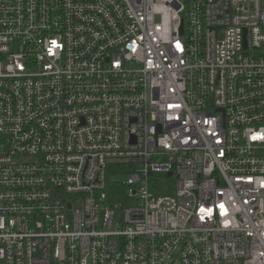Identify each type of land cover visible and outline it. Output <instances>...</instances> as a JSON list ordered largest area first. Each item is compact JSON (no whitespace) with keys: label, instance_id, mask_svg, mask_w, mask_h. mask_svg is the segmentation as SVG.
I'll list each match as a JSON object with an SVG mask.
<instances>
[{"label":"built area","instance_id":"obj_1","mask_svg":"<svg viewBox=\"0 0 264 264\" xmlns=\"http://www.w3.org/2000/svg\"><path fill=\"white\" fill-rule=\"evenodd\" d=\"M0 264H264V0H0Z\"/></svg>","mask_w":264,"mask_h":264},{"label":"rangeland","instance_id":"obj_2","mask_svg":"<svg viewBox=\"0 0 264 264\" xmlns=\"http://www.w3.org/2000/svg\"><path fill=\"white\" fill-rule=\"evenodd\" d=\"M126 179H127V176L126 175H123V176L112 175L111 176V180H113V181L124 182ZM171 182L173 183L174 180H172V181H169L168 180L165 183H168L169 184ZM75 206L77 207L78 206V203H76Z\"/></svg>","mask_w":264,"mask_h":264},{"label":"trees","instance_id":"obj_3","mask_svg":"<svg viewBox=\"0 0 264 264\" xmlns=\"http://www.w3.org/2000/svg\"><path fill=\"white\" fill-rule=\"evenodd\" d=\"M120 185H117V184H113V185H109V187H108V193H109V195H110V197L112 198L113 197V195L115 194V190H117L116 192H118L119 191V187ZM118 198H116V200H117Z\"/></svg>","mask_w":264,"mask_h":264},{"label":"snow or ice","instance_id":"obj_4","mask_svg":"<svg viewBox=\"0 0 264 264\" xmlns=\"http://www.w3.org/2000/svg\"><path fill=\"white\" fill-rule=\"evenodd\" d=\"M56 42L55 41H53V44H55ZM254 138H259V137H254ZM221 207H223V205H221Z\"/></svg>","mask_w":264,"mask_h":264}]
</instances>
